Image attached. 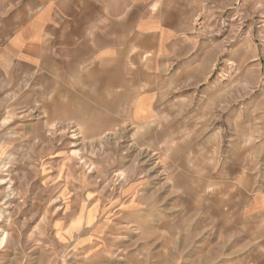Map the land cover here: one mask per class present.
<instances>
[{"label": "rangeland", "instance_id": "1", "mask_svg": "<svg viewBox=\"0 0 264 264\" xmlns=\"http://www.w3.org/2000/svg\"><path fill=\"white\" fill-rule=\"evenodd\" d=\"M87 2L170 15L162 31L180 38L192 82L144 119L134 104L151 103L150 87H120L119 100L100 87L88 92L96 111L70 114L64 87L41 74L33 88L32 60L13 57L1 31L29 27L30 40L38 9L72 0H0V264L263 263L223 236L225 149L234 167L264 118V0Z\"/></svg>", "mask_w": 264, "mask_h": 264}, {"label": "crops", "instance_id": "2", "mask_svg": "<svg viewBox=\"0 0 264 264\" xmlns=\"http://www.w3.org/2000/svg\"><path fill=\"white\" fill-rule=\"evenodd\" d=\"M167 7L169 12L176 8ZM133 8L134 5L126 6L123 12L127 14L120 15V10L113 6L87 0H72L56 7L54 4L52 12L44 8L35 12L30 40H23L29 27L3 25V42L19 46L21 52L13 56L16 59L32 60L33 88L41 86V74L47 76L42 86L47 83V87H64V106L70 114L86 116L88 108L96 111V104L89 105L88 92L100 87H112V92L117 93L113 98L117 100L120 87H128L127 90L150 87L151 103L139 99L134 104L135 115L144 119L146 110L156 107L159 98L179 87L190 86V73L194 71L193 65H186L178 56L182 42L177 34L162 31V26L173 29L164 24V19L172 17L167 15L163 19L152 14L137 20L133 15L130 17ZM152 17L156 20L154 26H151ZM45 60L47 66L38 63ZM163 92L165 95L159 97ZM251 135L250 139L240 141L237 150L240 160L234 167L229 159L232 143L224 152L227 155L224 214L229 220L226 226L229 230L223 242L239 246L240 252L254 249L264 253L263 117H256V128ZM232 209H235L233 215ZM260 261L257 258L248 264H264Z\"/></svg>", "mask_w": 264, "mask_h": 264}]
</instances>
